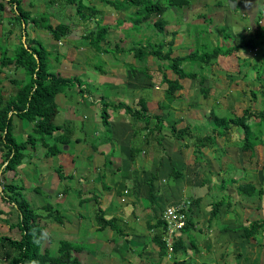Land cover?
Wrapping results in <instances>:
<instances>
[{
	"label": "rangeland",
	"instance_id": "obj_1",
	"mask_svg": "<svg viewBox=\"0 0 264 264\" xmlns=\"http://www.w3.org/2000/svg\"><path fill=\"white\" fill-rule=\"evenodd\" d=\"M23 3L25 6H27V9L30 8L29 10L32 11L34 16H43V14L47 16L49 14L47 17H49V21L53 23H58V21H61L70 23L73 27L78 25L75 23H84L79 19L75 8L71 6L60 5L50 7L44 0H24ZM85 3L90 4L87 0ZM92 3L93 1L91 4ZM117 3H119V7L122 4V2L119 1H117ZM92 5L97 7L101 5L102 8L105 10L107 9L108 12L109 10H112L108 13V19L114 20L117 13L115 9L107 6V4L105 7V5L99 0H96ZM50 13H52L53 16H51ZM13 15L14 14L11 11V6L8 4L0 17V51H5L7 48L11 49V52L13 51L12 54L15 52L17 47H19V38L21 37V33H18L21 30V27L18 21H15ZM54 15H56V17ZM128 17L130 18V16ZM135 19L136 18H131L128 22L133 23ZM92 24L93 23L87 22L85 27H78L80 29H77L76 31H78V34L81 36L84 33L86 35V31H88ZM93 26H95V24ZM32 27L29 28L30 36L36 35L35 31H37L36 33L39 34V30H43L38 27ZM9 30H13L14 34H10ZM126 31V34L123 32L124 42H118L120 43L121 47L130 48L132 47V44L126 43L128 41L126 35L130 34L132 36L133 34L131 31ZM41 33L44 35L41 36L40 34L39 38L42 37L41 41L53 53V56L51 57L53 68H57L62 71L63 65L65 64L63 73L66 76L73 78L80 77L84 83L83 86L85 85L90 88L88 92L84 91L87 96L86 98H82V93H80L78 89L74 87L62 92L61 95H57L60 113L56 117V123L62 124L66 121L72 124L75 123L77 126L75 136L77 135L81 139L79 141L74 140L70 145L64 146L65 149L62 153L66 152V154H68V158L73 163H70V160L68 159L67 161L68 164L70 163V166L67 167L65 164V167L62 169V172L69 176L65 179L61 180L59 177V157H46V149L41 145H38L37 149L30 148V151L26 152L29 159L18 166L16 175L15 172H10L5 175H1L0 179L1 181L3 180L7 183L14 182L15 184H19L24 187L23 196L30 202L31 206L36 210V212L41 214L39 217L40 222L41 220L45 222L43 218L47 217L49 211H53L51 221L54 222L53 224L57 226L59 231L53 232L51 237L48 235L52 255L58 253V247L61 240L80 244L78 239L72 240L67 236L64 231V226L60 225L61 221L56 218L58 216L57 214L59 213L61 219L66 221V218L74 219L78 217L77 213H82L86 216L89 222H96L95 213L98 207V202L93 198L95 194L98 196L99 204L106 207V210H108V213L106 212L108 216L112 213L118 212L125 213L129 219L135 218L139 220V222L137 221L138 223L136 224H140L139 226L141 227H137L136 225L138 229V234L136 233L138 239H136L144 240L145 237L151 234L149 232L150 225L156 223L155 215L157 214L159 216L160 212L162 211L160 208L154 206L156 204L151 203L148 199L149 188L148 184L146 183V179L152 172L158 173V179L155 181L156 186H158V205L159 207L164 206V209L171 203H176L187 199L192 200L193 206L195 205L194 199L191 197L189 190L191 187H196V183L200 182L201 177H203L202 175L198 174L199 168L206 169L209 167V171L207 172L205 170V172L202 174L204 177H208V183L210 184H208L209 190L213 194L214 199H223L225 203L229 200L227 187L230 184L229 181L231 177H228L227 173L229 170L228 164H230V162H219L220 165H222L219 167V169L226 167L225 171H223L224 168L221 171H217L219 169L215 170L213 167L210 168L211 161L209 160L208 162L202 164L198 162V164H200L198 167L193 166L181 168L180 165L183 159L179 155V148H181L180 145L182 144V141L174 137L171 134L170 129L174 123L177 124L178 127H184L188 124H192L193 129L191 131L193 133H199L200 135L211 134V130L213 129V118L210 116L211 111L209 110H213V112L218 116H228V118L233 117L235 113L242 114L243 105L245 106L243 98L241 99L239 95L234 97V99L237 98V101L233 106V110L230 111L226 110V107L219 108L213 98H211L213 101L211 99L205 100L204 96H202L203 94L196 93L195 91L187 93L185 95L186 97H179L177 94L179 92H177L176 96L173 98L165 91L162 93V91L165 90V88H163L165 82L158 78L156 73V71H158L156 69V64L154 65V67H156L152 68L154 71L151 70V74L155 79L160 80V82H155L154 78L150 79L149 76H146V74L141 73L139 70H136L135 72L132 70L133 64L140 68H143L146 63L152 65V63H150V59L149 61H147V58L139 60L127 52L117 53L115 50H111L110 53L101 52L97 51L90 44H87L88 46H81L80 42H77L78 40L72 37L68 39L67 43L54 39L47 30L43 32L41 31ZM152 34L155 36L154 38L157 41H159L162 36V32L158 31L157 29H155L154 33ZM113 36V34H109L108 38H112L114 44L115 42ZM146 36L147 34H144L143 38H146ZM22 39L24 41V38ZM137 41H139L138 43L146 42L145 39L142 40L140 38H137ZM74 42L75 45L73 44ZM82 44L84 43L82 42ZM110 48L112 47L108 46L107 49L110 50ZM59 56L61 57V61H57V57ZM63 59L67 60L63 61ZM156 60L157 59L155 58V61ZM249 63L250 60H248L247 65H249ZM195 66V61H190L189 63L187 62V64H185L186 71H197L199 73V69ZM13 67L14 66L5 68V72L0 73V78H2V81L4 82L3 85L8 87L6 94H9L11 91H13V85L11 82H9L8 77L16 76L18 78H24L25 75V71L23 69L15 71ZM171 74L173 75L175 73L171 71ZM160 75H162V73H159V76ZM151 81H154V84H152ZM161 85L162 87H160ZM180 92H183V95L186 93V91ZM62 95L63 97H61ZM65 96H67V98ZM142 96L149 100L148 106L150 112H163L165 119L164 130L156 136L151 134L147 137L145 133L144 135L143 133H140L136 136H133L132 134V137H130L131 133H133L136 128H143L144 123L137 121L135 117L126 113L122 108L117 111H113L114 118L110 122L113 131V139L110 141V145H102L101 143L100 145L102 148H104L105 153L103 152V154H101V151L100 153L95 152L99 150L100 145L95 148L96 144H91L90 142L94 140L96 135L100 136L101 139H106V134L109 132L107 131V126L102 121L100 110H98L97 115L98 119H100V122H98L96 126L98 130L96 132L94 131L95 133L93 134L91 133L92 131L90 128L87 129L86 127V129H84V126L82 125L83 122H86L85 125L90 126L87 124L88 118H90L91 121L94 119V113L92 112V107H90L92 104H94L93 102L96 101V103H99L100 101L98 100V97H104L106 100L115 103L121 101L128 103L133 107H137V102ZM175 99L179 102L171 103V100L176 101ZM70 104H73V107H69ZM219 104L225 105V100H221ZM159 105H162L160 108H164L160 109ZM165 105H168V107ZM71 108H74L72 112L70 111ZM120 116H123L124 121H127L117 122ZM199 118L201 119L202 123H199ZM153 125L154 123H152V126ZM130 128L131 131H129ZM31 129V124L26 122L25 119H19L17 117L14 119V132L19 139H24ZM239 129L235 131L236 133L234 135L236 136L235 138H237V141L241 142L243 135L242 129ZM51 141L53 142L52 139H50V142ZM111 144L113 148L111 147ZM67 146H71V150L67 151ZM132 146L139 150L140 148H143V151H139L137 154L138 156H136L138 157L137 162H135L136 158L134 160L131 158L130 149ZM89 147L93 152L92 154H96V156L101 154L102 156H98L99 158L94 160L95 156L91 155L93 159H89L87 155V150ZM111 148L112 150L115 149V156H113V153L107 154ZM239 148L240 147L238 144L234 148V152L237 156L239 153L241 154ZM255 148L259 154V160H257L258 165H260V168L262 169L264 165V146H257ZM210 150L211 148L205 147L207 159L213 157ZM71 153H73L72 155L74 156H71ZM2 154L3 153L0 152V165L3 160ZM78 155H80V157L77 159V163H74L72 158L76 159ZM254 155L256 156V153H253L251 156L255 158ZM194 157L195 156L190 154L189 161L194 159ZM80 158H84V161H82ZM247 161L248 160L245 162ZM250 161L249 163H255L256 159H251ZM194 164L198 165L196 162H194ZM117 165H121L120 170H117ZM132 165H134V167L139 166V169L144 170V172H137L134 180L130 178V176H134L135 172V170L131 171V167H133ZM173 168L181 171L182 174L179 177H176L172 173ZM125 169H128V171H125ZM229 172L231 171L229 170ZM234 174L243 176L244 172H241V170L237 168L234 171ZM138 177L140 178L138 179ZM66 187L68 188L67 191L65 190ZM1 189L2 188L0 187V192L2 191ZM127 189L131 191L129 192ZM84 198H86L85 202L82 203ZM133 207H135L134 211H132ZM0 208L5 212L13 211L14 214L12 216V220H17L16 208L13 207L12 202L3 201L1 195ZM218 210H220L219 206ZM72 211H76L75 214H72ZM0 216L1 218H5L7 215L3 214ZM43 222H41V224L45 225L46 223ZM118 223L120 228L123 227V223L120 220H118ZM147 223L149 224V228L146 226ZM209 226L210 224L207 222L206 228H209ZM48 230L49 228H47V231ZM0 234H7L17 237L19 236L20 232L18 228H15L14 230L10 229L6 221L0 219ZM151 235L153 237V234ZM244 238L246 240L252 239H248L245 235ZM84 242L87 244L86 249L88 250L97 251V249H101L102 243L98 240H85ZM231 251L232 250H229V252ZM179 255L175 253L171 256H167L163 259L162 264L185 263L186 261H183L181 255ZM192 255L193 252L188 251L184 259L190 258ZM231 256L232 255H230V257ZM236 260L237 259H235V261ZM1 264L6 263L3 261ZM190 264L193 263L190 262Z\"/></svg>",
	"mask_w": 264,
	"mask_h": 264
},
{
	"label": "crops",
	"instance_id": "obj_2",
	"mask_svg": "<svg viewBox=\"0 0 264 264\" xmlns=\"http://www.w3.org/2000/svg\"><path fill=\"white\" fill-rule=\"evenodd\" d=\"M95 1L96 0H93L92 4H94ZM162 2L166 6V9L161 16L165 22V26L162 30L158 29L155 25V21L158 18L155 14L139 23L134 14L137 10L135 5H126V7H122L121 9H116L113 6L107 5L117 11L114 20L108 19V13L112 10H109L108 12V10L106 9V11L103 9L101 5L98 6L104 17L103 23L109 25V31L107 33L109 46L114 48L118 41L124 42L123 32L126 34V30H128L133 34L132 36L130 34L126 35L128 40L126 43L132 44V47L130 48H135L136 46L139 47V45L143 43H145L143 45L147 46L163 44L164 51L172 49L173 54L179 56H187L194 51L204 54L212 52L215 49H222L223 51H221L218 56L210 59V61H201L199 59L195 60V67L199 69V73L196 71L197 77L191 79L193 81H191L190 78L181 80V82L183 81L182 83L184 88L180 89V91H186V93L183 95V92L178 91V96L182 97L193 91L202 94V89L205 87L210 88V91L206 92L207 97H204L205 100L213 98L219 108L226 107V110H233V106L237 101V98L234 99V97L239 95V97H241V99L243 98V101L245 102V106L243 105L242 110L248 107L254 109V111L264 109V0H162ZM102 4L106 7L104 2H102ZM128 16H130V18ZM128 18L136 19L132 23L128 22ZM75 24L78 25L72 27L70 36L60 41L67 42L68 39L72 37L78 40L77 42H80L81 46H88L87 44H90V40L84 38L85 33L81 36L78 34V31H76L83 26L85 27L87 23ZM30 27H32V25L29 26V28ZM92 27L93 24L89 29ZM155 29L162 32V36L159 41H157L154 38L155 36L152 34ZM41 31L43 32L45 30H39V34L35 31L36 35H33V37L39 38L40 34L41 36L44 35ZM109 34L114 35V44L112 38H108ZM144 34H147L146 38H143ZM41 38L39 39L41 40ZM137 38L142 40L145 39L146 42L138 43L139 41H137ZM245 41L251 43L252 46L247 47L246 44L242 45ZM82 42L84 44H82ZM73 44L75 45V42ZM149 59L150 63L153 65L151 68H155L156 66L154 67V65H157V62L154 57H148L147 61H149ZM65 60L67 59H63V61ZM248 60H250L249 65H247ZM64 69L65 64L63 65L62 72ZM156 69L158 70L156 71L158 78L163 80V73L159 76L160 71L158 67ZM166 72L171 78H175L177 76L176 74L172 75L171 70H166ZM201 78L205 79L204 84L200 82ZM154 80L155 82H160L158 79L154 78ZM167 86L168 85L164 83L163 88L166 89ZM160 87H162V85ZM164 91L165 90H163L162 93H164ZM61 94L62 93L59 95ZM61 97H63V95ZM65 97L67 98V96ZM102 98L104 97H98V100L100 101ZM213 99L211 100L213 101ZM221 100H225V105L219 104ZM172 102L175 103L179 101L171 100V103ZM93 103L94 104L90 107H92L94 119L91 121V119L88 118L87 124L90 126L85 125L86 122H83L82 125L84 126V129H86V127L87 129L90 128L92 131L91 133L94 134L98 130L96 126L98 122H100L97 115L98 110H100L101 113V103H96V101ZM69 107H73V104H70ZM166 107H168V105H166ZM73 109L74 108H71L70 111L72 112ZM113 111L116 110H110V121L114 118ZM160 114L163 115V112H160ZM126 121H124L123 116H120L117 122ZM199 123H202L200 118ZM74 124L75 123L72 125L75 129H77L76 124ZM188 125L191 127L193 126L192 124ZM239 128L240 127L238 126H232V128L227 131L225 136L218 137L215 145L209 147L211 148L210 151L213 157L208 159L205 148L203 149L205 154L204 158L201 157V159H197L194 155L195 148L191 145L185 146L184 141L181 140L182 144L180 145L181 148H179V155L183 159L180 165L181 168L193 166L198 167L200 164L208 162L209 160L211 161L210 168L213 167L215 170L222 166L219 162H230L228 166L231 171L229 172L228 170L227 173V176L231 177V179L229 181L230 184L227 187L229 200L225 203L223 199L215 200L213 194L209 190L210 184L208 183V177H204L202 174L205 170L208 172L209 167L206 169L199 168L198 174L203 177H201L200 182L196 183V187H191L189 190V193L195 203V207L193 206L191 210V225L186 230L182 231L179 238L182 239L183 245L178 253H176L181 255L183 261L185 260L186 262H189H185L183 264H190V262L193 264L264 263V234L258 233V235L250 240H246L244 238L245 227L247 225H249L252 221L264 219V166L261 169V166L258 165L257 160H259V154L256 148V156L254 155L255 158H244V153L242 151L243 140L241 139V142L237 141V138H235L236 136L234 135L236 133L235 131ZM262 129L264 139V123ZM129 131H131V128ZM211 131V134H213V129ZM141 133L144 135L146 132L144 131ZM132 134L133 133H131L130 137H132ZM90 143L95 144V138ZM101 143L102 145H110V141ZM237 144L240 147L239 151L241 152L238 156L234 152V148ZM257 146H264V144H257L256 147ZM68 150H71V146H67V151ZM111 150L107 152V154L113 153V156H115V149ZM100 151L101 154H103V152L105 153L104 148H102L101 145L99 146V150L95 152L100 153ZM140 151H143V148H140ZM87 152L89 159H93L91 155L95 156L94 160L99 158L98 156H102L101 154H98L97 156L96 154H92L93 152L90 147ZM72 154L73 153H71V156H74ZM190 154L195 156L191 161H189ZM57 156L59 157L58 163L62 166V168L65 167V164L69 167L70 163H72L66 152L60 153ZM79 157L80 155H78L76 159L72 158L73 162L77 163V159H79ZM135 158V162H137L138 157ZM68 159L70 160L69 164L67 161ZM80 159L84 161V158ZM251 159H256L255 163H249ZM246 160L248 161L245 162ZM194 162L197 164L199 162L200 164L196 165ZM134 165L131 167V171L135 170L134 176H130L133 180L137 172H144L143 169H139V166L134 167ZM116 167L118 168H116L117 170H120L121 165H117ZM223 168L224 167L217 171H221ZM237 168H239L241 172H244L243 176L234 174V171ZM225 169L226 167L223 171H225ZM125 171H128V169H125ZM139 178L140 177H138V179ZM243 182H252L256 184L257 187H262L263 193L260 196L259 194L255 196L240 194L238 192V185ZM127 190L129 192L131 191L129 189ZM216 202H219V205L217 206H219L220 210H218L217 216L213 218L211 217V213ZM154 206L162 210L159 216L157 214L155 215L156 218H160L162 212L164 211V206L159 207L158 198L157 204ZM102 207L106 210V207ZM134 210L135 207H133L132 211ZM75 212L76 211H72L71 213L75 214ZM106 212L108 213V210H106ZM77 214V218H66V221L64 219L61 220L60 225L64 226V231L67 236L72 240L78 239L80 243L85 240H98L102 243L101 249H97V251L88 250L86 247L81 251H76L75 254L79 257L81 264H162L163 259L167 257L165 256L164 258H161L159 246H157V244L153 241V237L151 235L154 234L155 230L149 228L148 223L146 226L150 229L149 232L151 233V240L150 235L145 237V239L143 238L144 240H137V227H141L139 226L140 224H136L139 220L135 218L129 219L125 213L117 212L112 213L109 216L107 215V218L117 217L123 223L122 232L120 233L111 227L100 230L98 228L97 221L89 222L84 214ZM43 219L45 222H42L46 223L45 231L50 235V237L53 232L59 231L57 226L53 224L54 222L51 221L52 217H44ZM207 222L210 224L209 228H206ZM47 228H49L48 231ZM46 245L50 246L49 242ZM229 250L232 251L229 252ZM188 251H192L193 255L190 256V258L184 259ZM230 255L232 256L230 257ZM234 258L237 260L235 261Z\"/></svg>",
	"mask_w": 264,
	"mask_h": 264
},
{
	"label": "trees",
	"instance_id": "obj_3",
	"mask_svg": "<svg viewBox=\"0 0 264 264\" xmlns=\"http://www.w3.org/2000/svg\"><path fill=\"white\" fill-rule=\"evenodd\" d=\"M24 0H0V17L5 11L7 5L11 6V11L15 21H18L21 30L19 38V47L12 54L11 49H5L0 51V73L5 72V68L14 66V70L18 71L23 69L25 71L24 78H18L16 76H9L8 80L12 83V89L9 94H6L8 87L3 85L2 79H0V152L3 154V160L0 165L1 175H5L10 172L17 174V168L22 163L29 159L27 151L30 148L37 149L38 145H41L46 149L45 156H57L64 151L65 145H70L74 140L79 141L81 138L75 136V127L70 122H64L62 124L56 123V117L60 113V107L57 102V95L65 92L71 87L77 88L82 93V98H86L84 91H89V87L83 86V81L80 77L66 76L60 69L53 68L51 57L53 53L44 45V43L33 36L29 35V26H35L43 30H47L54 39L60 41L70 36L72 32V25L70 23L58 21L53 23L49 21V17L45 14L43 16H34L32 11L27 9V6L23 3ZM48 6H71L75 8L79 19L84 22H90L95 24L91 29H88L84 38L90 40V44L97 51L110 53L111 50H115L117 53L127 52L134 58L139 60L146 59L148 57L156 58L158 64L157 67L160 73H163V81L168 85L165 89L170 96H175L176 93L184 88L182 79L197 77L196 71H186L185 64L189 61H195L196 59L203 61H210V59L218 56L222 49H215L212 52L200 54L199 52H191L187 56L174 55L172 49L168 51L163 50V44L157 45H143L139 47L126 48L121 47L117 42L113 48H108L107 33L109 31V25L104 24V17L101 14V10L92 5L93 0H87L90 4H86V0H44ZM107 5L113 6L116 9L126 7V5L136 6L135 17L140 23L143 20L148 19L152 15L158 16L155 21V25L158 29L164 28L165 22L162 19L166 6L162 0H99ZM122 2L119 7V3ZM173 3V2H171ZM177 3V2H176ZM53 16L52 13H50ZM56 17V15H54ZM48 18V20H47ZM10 34H14L13 30H9ZM23 36H26V40L23 41ZM247 47L252 46L251 43L245 41L242 45ZM61 57H57V61H60ZM153 65L145 64L143 68L137 65H132V70L141 71V73L153 78L151 67ZM166 70L173 71L177 76L175 78L169 77ZM154 84V81H151ZM201 83H205V79H200ZM76 86V87H75ZM210 88H203L202 94L207 97V93ZM264 96V88H263ZM148 99L144 96L140 97L137 102V107L125 102H112L102 98L101 103V117L103 123L107 126L106 139H101L100 136L95 137L96 147L101 142L111 141L113 139V131L110 124L111 112L110 110L124 109L126 113L132 115L144 123V127L135 129L133 136L146 132V136L161 133L165 127V119L160 113H152L149 110ZM162 106V105H160ZM164 106V105H163ZM166 106V105H165ZM210 116L213 118V134L200 135L193 133L192 127L187 125L186 127L179 128L177 124H172L171 134L184 141L185 146H193L195 148L194 155L197 159L204 158L205 154L203 149L214 146L218 137L225 136L227 131L232 126H238L242 129L243 145L242 151L244 158H252V154L255 153V147L257 144H264L263 139V123H264V109L260 111H254L252 108H246L242 114H234L233 117L218 116L212 110ZM25 119L26 122L31 124L32 129L29 131L24 139H19L14 132V119ZM152 123L154 125L152 126ZM140 127V126H138ZM50 139L53 142H50ZM139 149L131 147V158L134 160L139 153ZM108 162V160H107ZM264 166V165H263ZM62 166H59V177L65 179L67 176L62 172ZM172 173L179 177L182 172L176 168L172 169ZM157 172H152L146 179L148 184L149 193L148 199L151 203L157 204V187L155 181L157 178ZM0 175V176H1ZM264 179V178H263ZM1 192L3 201L12 202L13 207L16 208L17 220L13 221V211L5 212L0 208V215L6 214L5 218L0 219L6 221L9 228L14 230L18 228L20 234L17 237H13L7 234H0V264L4 261L6 264H81L79 257L75 254L76 251L85 249L84 243L76 244L71 241H60L58 247V253L51 254L50 246L46 245L49 242V237L46 233L45 225H42L39 221L40 213L31 206L30 202L23 196L24 187L19 184L7 183L0 179ZM67 191L68 188H65ZM64 190V191H65ZM238 192L240 194H246L248 196H259L263 193L262 187H257L252 182H243L238 185ZM93 198L98 202L95 218L98 224V228L103 230L107 227L115 229L117 232H122L117 217L107 218L106 211L99 204L98 196L95 194ZM92 198V199H93ZM82 200V203L85 202ZM221 200V199H220ZM219 202H216L212 209L211 217L217 216ZM48 207V206H47ZM165 210V209H164ZM53 211H49L47 217H52ZM163 214V212H162ZM156 218V223L150 225V228L154 229L153 241L159 246V253L161 258L170 254L169 247L164 240V234L166 230V224L162 219ZM56 217L58 220H62L59 213ZM59 217V218H58ZM191 225L188 221L184 230ZM119 226V228H118ZM264 234V219L252 221L245 227V236L250 239L256 235ZM50 236V235H49ZM183 245V241L179 238L174 243L173 254L177 253ZM264 264V263H263Z\"/></svg>",
	"mask_w": 264,
	"mask_h": 264
},
{
	"label": "built area",
	"instance_id": "obj_4",
	"mask_svg": "<svg viewBox=\"0 0 264 264\" xmlns=\"http://www.w3.org/2000/svg\"><path fill=\"white\" fill-rule=\"evenodd\" d=\"M192 208V200L187 199L172 203L163 211L162 219L166 224L164 240L169 247V256L173 254L174 243L179 239L190 220Z\"/></svg>",
	"mask_w": 264,
	"mask_h": 264
},
{
	"label": "water",
	"instance_id": "obj_5",
	"mask_svg": "<svg viewBox=\"0 0 264 264\" xmlns=\"http://www.w3.org/2000/svg\"><path fill=\"white\" fill-rule=\"evenodd\" d=\"M23 38H24V41L26 40V36H23ZM67 148V147H66ZM1 173H2V171H0V175H1ZM1 187V186H0Z\"/></svg>",
	"mask_w": 264,
	"mask_h": 264
}]
</instances>
